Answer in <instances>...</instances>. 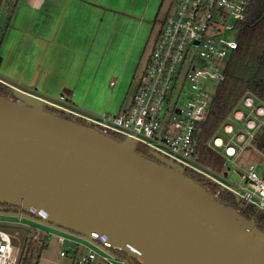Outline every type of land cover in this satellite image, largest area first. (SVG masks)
Returning a JSON list of instances; mask_svg holds the SVG:
<instances>
[{
    "label": "water",
    "instance_id": "95a60500",
    "mask_svg": "<svg viewBox=\"0 0 264 264\" xmlns=\"http://www.w3.org/2000/svg\"><path fill=\"white\" fill-rule=\"evenodd\" d=\"M5 85L14 98L0 97V203L94 243L102 238L125 264H264V231L185 166ZM210 180L244 208L237 192Z\"/></svg>",
    "mask_w": 264,
    "mask_h": 264
},
{
    "label": "built area",
    "instance_id": "2783aa9c",
    "mask_svg": "<svg viewBox=\"0 0 264 264\" xmlns=\"http://www.w3.org/2000/svg\"><path fill=\"white\" fill-rule=\"evenodd\" d=\"M174 1L173 9L161 22L130 106L115 115L105 114L96 119L71 109L66 94L47 101L94 122L116 138L138 140L139 151L155 150L210 183L212 178L224 184L243 198L244 208L255 206L264 214V154L260 163L250 162L243 171H236L241 178L236 189L221 181L222 173L201 162L198 148L200 125L225 80L227 62L239 47L251 0ZM1 63L0 58V68ZM223 127V135L230 137L227 144L218 130L208 147L225 159L226 166L235 165L244 150L253 148L254 139L264 127V102L247 93ZM16 227L27 230L23 242ZM54 237L77 252L82 250L79 264H95L98 260L104 264H125L102 238L94 243L77 233L44 224L39 218H25L21 208L0 210V264H18L26 241L43 243ZM66 254L61 252L62 256Z\"/></svg>",
    "mask_w": 264,
    "mask_h": 264
},
{
    "label": "crops",
    "instance_id": "0c3cea01",
    "mask_svg": "<svg viewBox=\"0 0 264 264\" xmlns=\"http://www.w3.org/2000/svg\"><path fill=\"white\" fill-rule=\"evenodd\" d=\"M164 2L19 0L0 40V80L49 101L66 94L71 109L91 118L115 115L131 104ZM81 253L54 237L37 264H79Z\"/></svg>",
    "mask_w": 264,
    "mask_h": 264
},
{
    "label": "trees",
    "instance_id": "16d2710c",
    "mask_svg": "<svg viewBox=\"0 0 264 264\" xmlns=\"http://www.w3.org/2000/svg\"><path fill=\"white\" fill-rule=\"evenodd\" d=\"M6 2V23L8 25L19 0H6ZM163 5L159 13H161ZM247 93L255 95L264 102V0L250 1L246 20L242 24L239 47L227 62L225 80L217 89L215 100L206 120L200 125L201 131L198 133V148L201 153V162L216 173H222L226 169V162L219 153L208 147V142L221 129L227 117ZM0 97L14 98V91L0 82ZM47 110L56 114H62L67 119H73L71 115L63 114L58 110L52 108H47ZM76 121L79 122V119H76ZM262 135H264V127L258 132L257 137ZM262 145L264 147V141ZM185 175L201 183L211 194L217 195L222 203L235 207L245 218L254 220L258 228L264 231V214L252 206L240 209L237 197L233 193L226 190L220 191L218 185L211 184L204 177L189 169L185 170ZM0 205L4 208L10 207L5 203H0ZM46 244L47 242L45 241L43 243L32 240L26 241L18 264H37ZM134 262L135 264H139L136 261Z\"/></svg>",
    "mask_w": 264,
    "mask_h": 264
},
{
    "label": "rangeland",
    "instance_id": "374dc122",
    "mask_svg": "<svg viewBox=\"0 0 264 264\" xmlns=\"http://www.w3.org/2000/svg\"><path fill=\"white\" fill-rule=\"evenodd\" d=\"M174 0H165V3L162 7L161 13L159 14L158 17V21L154 27L152 36L149 40L148 46L146 48L145 54L143 56L142 62H141V66L138 70L137 76L135 77V81L133 82V84L131 85V89L129 91V96L127 99V104L129 105L133 96L135 95V91L137 89V83H138V79L145 67V63L151 53V49L153 46V43L156 39V36L158 34V31L160 29L161 26V22L160 20H162L163 18L166 17V14L168 13L169 10H172L174 7ZM7 13V2L6 0L2 1V4L0 5V40L3 36V32L5 30L6 27V14ZM32 104L34 106H40L41 104L36 102V101H31ZM43 105V104H42ZM224 134V127L219 130V136L222 137V135ZM223 140H224V144L226 145L227 142L229 141L230 137H225L223 135ZM264 141V135L262 136H258L256 139H254L253 141V148L249 147L248 149L244 150L240 157L238 159H236V163L235 165H233L232 163H228V166L226 167L225 170L222 171V178L221 181L225 182L227 185L233 187V188H238L239 184L241 183V178L239 176V174L236 171H243V168L245 166L248 165V163L253 162V163H260L263 159L262 153L264 154V147L262 145ZM16 230H19L20 233V241L23 242L26 238L27 235V230L25 228H20V227H16Z\"/></svg>",
    "mask_w": 264,
    "mask_h": 264
},
{
    "label": "flooded vegetation",
    "instance_id": "af4514ba",
    "mask_svg": "<svg viewBox=\"0 0 264 264\" xmlns=\"http://www.w3.org/2000/svg\"><path fill=\"white\" fill-rule=\"evenodd\" d=\"M140 152L144 155H148L149 154V151L147 150H144V149H140ZM1 206V205H0Z\"/></svg>",
    "mask_w": 264,
    "mask_h": 264
},
{
    "label": "bare ground",
    "instance_id": "6f19581e",
    "mask_svg": "<svg viewBox=\"0 0 264 264\" xmlns=\"http://www.w3.org/2000/svg\"><path fill=\"white\" fill-rule=\"evenodd\" d=\"M220 143V141H218Z\"/></svg>",
    "mask_w": 264,
    "mask_h": 264
}]
</instances>
